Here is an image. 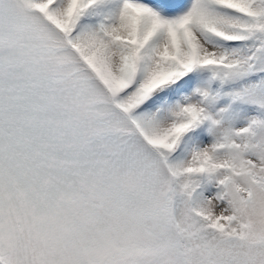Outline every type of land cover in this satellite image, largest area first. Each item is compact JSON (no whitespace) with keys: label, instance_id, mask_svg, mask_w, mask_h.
Listing matches in <instances>:
<instances>
[{"label":"snow or ice","instance_id":"snow-or-ice-1","mask_svg":"<svg viewBox=\"0 0 264 264\" xmlns=\"http://www.w3.org/2000/svg\"><path fill=\"white\" fill-rule=\"evenodd\" d=\"M0 264H264V0H0Z\"/></svg>","mask_w":264,"mask_h":264},{"label":"rangeland","instance_id":"rangeland-1","mask_svg":"<svg viewBox=\"0 0 264 264\" xmlns=\"http://www.w3.org/2000/svg\"><path fill=\"white\" fill-rule=\"evenodd\" d=\"M234 111L238 115V119L236 120L234 126L235 127H242L247 122L248 117L254 114V109H252L248 105H241L239 103L235 104Z\"/></svg>","mask_w":264,"mask_h":264}]
</instances>
